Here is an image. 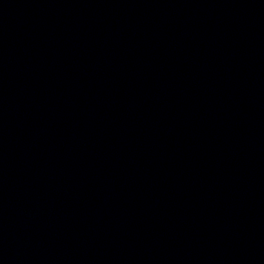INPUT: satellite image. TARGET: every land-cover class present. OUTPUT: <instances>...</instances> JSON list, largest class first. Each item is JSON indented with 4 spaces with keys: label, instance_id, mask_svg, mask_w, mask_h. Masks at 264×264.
<instances>
[{
    "label": "water",
    "instance_id": "95a60500",
    "mask_svg": "<svg viewBox=\"0 0 264 264\" xmlns=\"http://www.w3.org/2000/svg\"><path fill=\"white\" fill-rule=\"evenodd\" d=\"M0 264H264V0H0Z\"/></svg>",
    "mask_w": 264,
    "mask_h": 264
}]
</instances>
